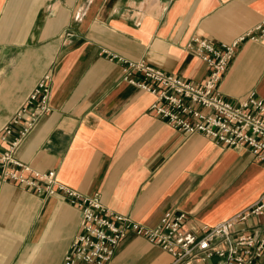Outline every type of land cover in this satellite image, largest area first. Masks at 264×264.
Returning a JSON list of instances; mask_svg holds the SVG:
<instances>
[{
	"label": "crops",
	"instance_id": "obj_1",
	"mask_svg": "<svg viewBox=\"0 0 264 264\" xmlns=\"http://www.w3.org/2000/svg\"><path fill=\"white\" fill-rule=\"evenodd\" d=\"M263 20L264 0H0V125L48 73L50 109L16 156L143 225L169 210L201 233L260 196L264 160L157 116L154 94L124 78L121 59L200 84L208 68L187 45L192 36L229 42L251 30L215 90L233 102L250 92L264 100V22L254 29ZM263 221L246 223L260 231ZM78 228V207L62 190L0 180V264H61ZM170 258L128 232L107 264Z\"/></svg>",
	"mask_w": 264,
	"mask_h": 264
},
{
	"label": "built area",
	"instance_id": "obj_2",
	"mask_svg": "<svg viewBox=\"0 0 264 264\" xmlns=\"http://www.w3.org/2000/svg\"><path fill=\"white\" fill-rule=\"evenodd\" d=\"M263 22L254 29H261ZM244 37L254 36L250 30L229 42L219 43L192 36L187 45L208 68L200 84L163 72L140 59L116 57L123 61L127 81L154 94L149 107L157 116L184 132L196 131L229 146H246L257 159L264 160V100L250 92L233 102L215 90L235 47ZM133 72H139L141 79H134ZM49 93V75L44 73L0 125V180L31 185L45 193L58 188L77 205L79 228L61 264H107L128 232L141 234L167 251L171 256L168 264H264V228L256 231L246 223L250 215L264 214V190L246 208L203 225L202 232L197 233L183 225V212L168 210L155 225L146 226L106 207L97 193L83 195L56 183L52 169L31 170L16 156V150L38 118L50 109ZM27 172L33 177L28 178ZM37 180H43L44 184Z\"/></svg>",
	"mask_w": 264,
	"mask_h": 264
}]
</instances>
